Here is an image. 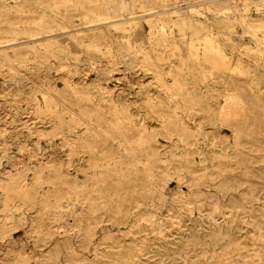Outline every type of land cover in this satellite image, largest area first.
Wrapping results in <instances>:
<instances>
[{"label": "rangeland", "instance_id": "obj_1", "mask_svg": "<svg viewBox=\"0 0 264 264\" xmlns=\"http://www.w3.org/2000/svg\"><path fill=\"white\" fill-rule=\"evenodd\" d=\"M115 1L0 0V264H264V0Z\"/></svg>", "mask_w": 264, "mask_h": 264}, {"label": "bare ground", "instance_id": "obj_2", "mask_svg": "<svg viewBox=\"0 0 264 264\" xmlns=\"http://www.w3.org/2000/svg\"><path fill=\"white\" fill-rule=\"evenodd\" d=\"M212 1H215L216 3L218 4H221L220 7L223 8L222 11H228V10H233L234 7L236 6H241L243 5L246 0H212ZM250 2H253L255 4V6H258V5H262V0H248ZM191 6V4H194L196 3L195 5L193 6H196V5H200V4H205L204 6H209L210 4L208 3V0H192L191 2H188ZM113 4H115V9L113 11V13H110L109 15H107L106 17H103L105 19L106 22L109 23V25H113V26H117L119 25L120 23H124V24H129L131 20L135 19L136 17L138 16H143L144 18H146L147 20H149V16L150 14L152 13H161V12H169L170 14H173L175 13L176 11H179L181 12L182 9H179L177 10L176 9V5H172L171 7H161V5H151L152 3H143L144 5L142 6L141 10L143 12L139 13V14H132V11L130 10H127L126 8H124L123 6L124 5H129L130 2L126 1V0H119V1H115V3L113 2ZM132 4V3H131ZM161 4V3H160ZM121 5H123L121 7ZM178 7V5H177ZM122 9V10H121ZM181 10V11H180ZM183 12V11H182ZM121 14H124L123 16H120L118 17L119 15ZM184 18V17H183ZM182 18V19H183ZM181 19V18H180ZM174 21V20H173ZM180 22V21H179ZM94 23H90L88 25H92ZM55 30V28H50L49 31H53ZM82 29L79 28L77 29L76 31L77 32H80ZM48 31V30H47ZM42 32V31H41ZM45 37V36H44ZM47 39V38H46ZM45 40V39H44ZM202 40H203V44L206 48L207 51H210L212 52L213 54H210L208 53L210 56H215L216 55V59L219 61V63L222 65L225 63V54L222 53V48L220 45H218L217 43H215V39L213 38V36L209 35V34H204L203 37H202ZM41 41V40H40ZM43 42V41H41ZM215 59V60H216ZM129 60V57L128 59ZM216 60V62H217ZM125 62V61H124ZM133 63V62H132ZM132 63H130L132 65ZM218 63V64H219ZM142 65V64H141ZM130 66V65H129ZM147 68V67H146ZM148 71V70H147ZM149 72V71H148ZM144 73H145V70H144ZM196 76V75H195ZM188 78V77H187ZM164 87H167V83L163 80L162 81ZM195 83V82H194ZM190 85V84H189ZM188 86V85H187ZM194 86V85H193ZM162 88V87H161ZM161 88H159L161 90ZM193 90V89H192ZM149 91V90H148ZM191 91V89L189 90ZM198 91V90H197ZM157 92V90H156ZM159 92H162V91H159ZM169 95H175L173 91H168L165 92ZM196 93V92H195ZM199 94V92H198ZM159 96V95H158ZM183 96V95H181ZM163 97V96H161ZM230 97L232 100L229 104H227L226 106L227 107H233L235 106V101L236 99L234 100V95H230L228 96ZM172 98V97H171ZM179 98V97H178ZM169 100V98H168ZM236 107V106H235ZM223 109V108H222ZM228 108H226L227 110ZM232 109V108H231ZM237 109V108H236ZM235 109V110H236ZM228 111V110H227ZM233 111V110H232ZM222 113V112H221ZM227 113V112H226ZM231 113V110L230 112ZM56 116V115H55ZM76 119H78L79 117H75ZM56 125L58 126H62L63 124L66 125V127H71V126H74V124L71 123L70 121V118L68 120H64L60 115H57L56 116ZM76 122V121H75ZM74 122V123H75ZM86 128L88 127V125L86 124L85 126ZM28 192V188H24V191H23V194L27 193Z\"/></svg>", "mask_w": 264, "mask_h": 264}]
</instances>
